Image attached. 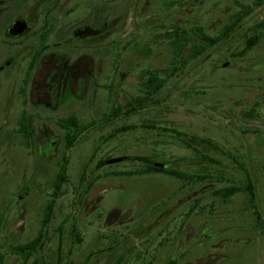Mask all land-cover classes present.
I'll use <instances>...</instances> for the list:
<instances>
[{
    "label": "flooded vegetation",
    "instance_id": "af4514ba",
    "mask_svg": "<svg viewBox=\"0 0 264 264\" xmlns=\"http://www.w3.org/2000/svg\"><path fill=\"white\" fill-rule=\"evenodd\" d=\"M162 2L166 0H0V264H156L159 252L170 257L173 196L152 188L136 196V189H126L123 182H108L152 179L169 169L149 158L139 160L133 170L137 174L116 171L112 167L129 160L110 155L108 144L130 131H141L144 139L156 134L155 113H169L167 105H173L169 80L188 65L183 49L189 30L160 33L173 50L178 49L174 37L181 36L180 60L174 62L171 49L165 72L150 67L128 81L119 73L109 77L106 63L104 76L97 79L100 66L92 57L94 47L105 52L123 33L133 36L136 47L144 33L152 36L156 18L150 16ZM241 11L224 37L242 26L249 10ZM193 34L199 39L204 32L194 28ZM135 65L130 66L140 69ZM262 97L264 102V91ZM92 113H107L106 118L118 113L116 119L143 113L149 123L107 130L101 136L103 158H94L89 153L96 128ZM89 158L90 164L76 173L78 161ZM182 176V181L192 179ZM104 186L111 188L94 192ZM112 190L130 194L142 205L112 203ZM83 235L91 238L87 246ZM167 260L164 264H172Z\"/></svg>",
    "mask_w": 264,
    "mask_h": 264
},
{
    "label": "rangeland",
    "instance_id": "374dc122",
    "mask_svg": "<svg viewBox=\"0 0 264 264\" xmlns=\"http://www.w3.org/2000/svg\"><path fill=\"white\" fill-rule=\"evenodd\" d=\"M241 10H249L241 20L242 26L224 37L225 28ZM150 17L156 18L150 22L156 26V36L144 33L139 46L133 45L132 35L123 33L105 52L100 46L94 47L93 61L100 66L95 78L104 76L101 67L106 63L109 77L117 78L119 73L128 81L150 67L165 72L173 48L166 37L159 35L176 27L178 32L182 27L189 30V42L183 49L188 65L184 72L178 70L169 80L172 88L168 95L173 105H167L169 113H155L156 122L151 119L157 126L155 135L140 138L141 131L136 130L109 140L110 155H125L129 160L112 168L133 171L139 167V160L153 158L158 163L164 162L169 170L199 176L200 181L192 178L187 182L157 173L152 179L132 176L108 182L113 186L123 182L126 189H136L133 194L136 196L145 191H166L173 196L172 212H168L172 216L173 237L170 257L159 252L156 264H164L167 258L172 264H264V0H166ZM141 23L149 25L143 20ZM194 28L220 41L196 59L190 57L191 60L189 55L203 45L193 34ZM249 29L257 36V42L241 53L246 39L251 37ZM117 63L122 65L118 67ZM136 63L140 69L130 66ZM125 68L132 73L126 74ZM106 116L107 113H92L96 128L89 138L94 145L89 153L94 158L103 155L101 136L107 130L120 124L149 123L143 113L109 120ZM90 161V158L78 161L76 173ZM247 178L254 187V203L263 228L256 223L246 192H236L224 202L215 195L222 187H242ZM108 194L109 201L123 207L142 205L141 200L135 204L139 199L127 193L112 190ZM83 237L82 245L87 246L91 238Z\"/></svg>",
    "mask_w": 264,
    "mask_h": 264
},
{
    "label": "trees",
    "instance_id": "16d2710c",
    "mask_svg": "<svg viewBox=\"0 0 264 264\" xmlns=\"http://www.w3.org/2000/svg\"><path fill=\"white\" fill-rule=\"evenodd\" d=\"M224 38V37H222ZM175 40L174 41V45L177 46L178 49L174 48V52H173V60L174 62L180 60V57H181V36L178 35L176 38L174 37ZM199 39L203 42V49H199V51H195V52H192L191 55H189V58H194L196 59L197 56H199L201 54L202 51H206V49H208L209 47H212L213 45H215L216 43H218L220 41V38H212V37H209L205 34H201ZM177 41V43H176ZM257 42V37H249L246 42H245V46H244V49L243 51H241V53H245L246 51L250 50ZM176 43V44H175ZM190 58V59H191ZM192 60V59H191ZM175 69H173L174 71ZM118 113H110L109 116H112V117H108L107 119H113L116 117ZM203 158L205 160H209V158L205 155H203ZM138 172L137 171H133V172H130L128 173L129 175H134V174H137ZM167 174L171 175V176H174L178 179H183L184 177L182 176V174L176 172V171H172V170H168L166 172ZM193 178V176H192ZM199 177L198 176H194L193 179H198ZM203 178V177H201ZM189 180H190V177H189ZM200 180V179H199ZM243 190L244 192H246V195H247V199L249 200V203H250V206L254 209L253 211V214L256 218V223L258 226H260V228H263V221H262V218L260 216V213L258 212V210L256 209V205L254 203V198H255V193H254V187L252 185V182L250 179L247 178V181H246V184H244L242 187H233V186H227V187H222V188H219L217 190V193L215 195H218L220 200L221 201H226L228 200L234 193L236 192H239ZM263 234H264V229H263Z\"/></svg>",
    "mask_w": 264,
    "mask_h": 264
},
{
    "label": "water",
    "instance_id": "95a60500",
    "mask_svg": "<svg viewBox=\"0 0 264 264\" xmlns=\"http://www.w3.org/2000/svg\"><path fill=\"white\" fill-rule=\"evenodd\" d=\"M120 159H114L113 160V162H115V161H119ZM111 187H108V186H104V187H97V188H95L94 189V192H96L97 190H100V189H110Z\"/></svg>",
    "mask_w": 264,
    "mask_h": 264
}]
</instances>
